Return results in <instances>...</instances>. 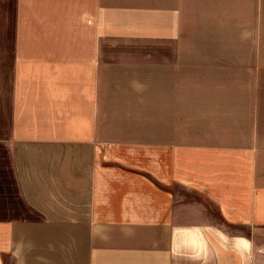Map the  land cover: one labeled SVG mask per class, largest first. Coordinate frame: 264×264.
Listing matches in <instances>:
<instances>
[{
    "label": "crops",
    "instance_id": "obj_1",
    "mask_svg": "<svg viewBox=\"0 0 264 264\" xmlns=\"http://www.w3.org/2000/svg\"><path fill=\"white\" fill-rule=\"evenodd\" d=\"M0 264H264V0H0Z\"/></svg>",
    "mask_w": 264,
    "mask_h": 264
}]
</instances>
